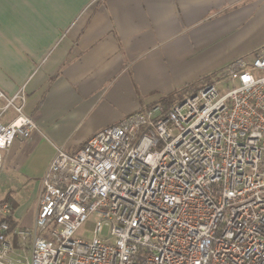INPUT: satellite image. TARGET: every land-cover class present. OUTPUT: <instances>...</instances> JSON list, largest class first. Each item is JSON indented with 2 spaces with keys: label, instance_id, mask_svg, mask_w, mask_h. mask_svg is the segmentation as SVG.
<instances>
[{
  "label": "built area",
  "instance_id": "built-area-1",
  "mask_svg": "<svg viewBox=\"0 0 264 264\" xmlns=\"http://www.w3.org/2000/svg\"><path fill=\"white\" fill-rule=\"evenodd\" d=\"M24 87L0 91V118L15 113L0 149L37 128ZM93 215L92 237L77 236ZM0 264H264V45L168 107L56 147L34 224L0 222Z\"/></svg>",
  "mask_w": 264,
  "mask_h": 264
},
{
  "label": "crops",
  "instance_id": "crops-1",
  "mask_svg": "<svg viewBox=\"0 0 264 264\" xmlns=\"http://www.w3.org/2000/svg\"><path fill=\"white\" fill-rule=\"evenodd\" d=\"M263 45L264 0H0V91L24 85L37 126L0 149V203L15 227L34 224L56 147L74 153Z\"/></svg>",
  "mask_w": 264,
  "mask_h": 264
},
{
  "label": "rangeland",
  "instance_id": "rangeland-1",
  "mask_svg": "<svg viewBox=\"0 0 264 264\" xmlns=\"http://www.w3.org/2000/svg\"><path fill=\"white\" fill-rule=\"evenodd\" d=\"M226 67H223L217 71L208 73L204 76L199 77L197 81H193L187 89V91H192L195 90V88L203 85L204 83L207 82H215L218 81L222 78V75L225 73ZM97 219V216L93 215L87 219V221L84 222V224L81 226V228L76 232L77 236L83 237V238H91L92 233H91V226L92 222ZM9 224V223H8ZM102 234L106 233V227H103Z\"/></svg>",
  "mask_w": 264,
  "mask_h": 264
},
{
  "label": "trees",
  "instance_id": "trees-1",
  "mask_svg": "<svg viewBox=\"0 0 264 264\" xmlns=\"http://www.w3.org/2000/svg\"><path fill=\"white\" fill-rule=\"evenodd\" d=\"M171 95L165 97L164 99H162V104H164L166 107H168L171 104V101L169 100V97ZM11 206H10V215H8L7 217H0V222L2 221H6L9 223L10 229H13L15 227V221L13 220V218L11 217Z\"/></svg>",
  "mask_w": 264,
  "mask_h": 264
}]
</instances>
